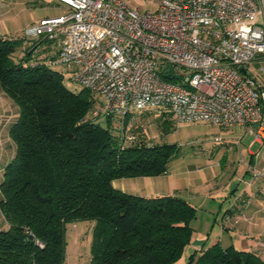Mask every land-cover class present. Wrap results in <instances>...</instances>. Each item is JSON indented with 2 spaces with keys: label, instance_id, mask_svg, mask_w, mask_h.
Listing matches in <instances>:
<instances>
[{
  "label": "trees",
  "instance_id": "obj_1",
  "mask_svg": "<svg viewBox=\"0 0 264 264\" xmlns=\"http://www.w3.org/2000/svg\"><path fill=\"white\" fill-rule=\"evenodd\" d=\"M45 39L0 37V85L19 108L10 129L16 153L0 184L8 223L0 228V264H66L67 226L81 221L94 222L91 264L174 263L191 242L197 207L174 194L128 193L114 181L166 173L177 145L146 142L136 124L155 111L119 119L95 108L103 101L90 88L80 84L78 91L70 90L67 72L49 64L57 51L41 57L38 46ZM20 51L24 56L18 60ZM157 119L164 132L176 124L166 112ZM186 264H264V259L216 242L196 249Z\"/></svg>",
  "mask_w": 264,
  "mask_h": 264
},
{
  "label": "built area",
  "instance_id": "obj_2",
  "mask_svg": "<svg viewBox=\"0 0 264 264\" xmlns=\"http://www.w3.org/2000/svg\"><path fill=\"white\" fill-rule=\"evenodd\" d=\"M58 1L67 11L25 35L54 41L49 64L98 94L106 115L166 112L264 140V83L248 72L264 58V0H162L144 14L125 0Z\"/></svg>",
  "mask_w": 264,
  "mask_h": 264
},
{
  "label": "crops",
  "instance_id": "obj_3",
  "mask_svg": "<svg viewBox=\"0 0 264 264\" xmlns=\"http://www.w3.org/2000/svg\"><path fill=\"white\" fill-rule=\"evenodd\" d=\"M50 9L62 12L45 16L44 11ZM66 11L67 6L58 0H0V37H25V29L36 21L63 15ZM29 43L27 40L25 45ZM38 47L43 51L41 57L45 54L51 57L58 51L57 44L49 40H44ZM252 66L255 72H250ZM248 72L264 83V58L252 62ZM18 115V106L0 85V184L6 165L16 153V144L11 138L10 129ZM154 115L158 117V112L155 111ZM219 129L222 133L216 136L220 135L221 141L217 142L227 141V150H232V143L239 145L240 140L248 133L253 136L244 149L247 155L245 176L234 172L230 176L226 175L227 179L220 182L219 179L225 171L222 169L220 173L217 165L195 168L183 163L174 164V167L169 165L166 173L157 176L116 179L114 186L142 196L178 195L196 206L197 213L201 208L208 207L210 211L213 210L212 214L216 213L217 216L223 214L229 221L228 225L224 224L223 230L226 229L232 238L244 241L246 250L255 251L264 259V140L256 139L253 133L246 132L238 126ZM223 156L225 157V154H222V158ZM1 198L0 189V200ZM208 201L211 202V206H205ZM7 227L8 223L0 207V228ZM217 237H219L217 242L221 243V233ZM212 239L209 236L211 244L208 246L203 241V246L195 244V248L203 250L210 247L216 243V239ZM234 239L228 238L226 241L234 244Z\"/></svg>",
  "mask_w": 264,
  "mask_h": 264
},
{
  "label": "rangeland",
  "instance_id": "obj_4",
  "mask_svg": "<svg viewBox=\"0 0 264 264\" xmlns=\"http://www.w3.org/2000/svg\"><path fill=\"white\" fill-rule=\"evenodd\" d=\"M125 1L132 8L144 14L149 11H156L158 9L159 3L162 0ZM61 12L62 11L50 9L44 11V15L52 16ZM23 56L24 52L22 51L15 54V57L18 60H20ZM255 71L256 70L254 66L250 67V72ZM64 83L72 91H78L81 88L80 84L71 79L70 73L65 74ZM95 96L97 100L101 99L99 95ZM95 108H102V106L97 103ZM136 125L139 126V129H142L146 132L145 139L146 142L150 144L159 142L177 145V156L169 164L171 166L174 164L182 165L183 163L194 166L195 168H199L200 166L206 167L209 165L215 167V165H217L220 173L222 172V169L225 171L223 172L225 174H223L219 179L220 182H223V180L227 179L226 175L230 176L234 172H238L240 176H245V171L247 168V155L244 149L247 148L250 139L253 137L249 133L245 135L243 139L240 140V142L238 139V142L240 143L239 145L232 143V150H227V141L217 142L214 140V137L217 134H221L222 132L218 127L209 123L196 122L183 123L179 125L174 124L173 127L164 132L165 129H161L159 119H157V117L152 114L149 116H142L137 121ZM222 154H225V157L223 156L222 158ZM210 203L211 202L208 201L205 206H211ZM226 204H228V202ZM211 211L208 207H203L199 210L197 217L191 222V226L193 228L191 242L185 247L181 257L172 264H186L190 254L196 250L195 244H200V246H203V241L206 242V246L211 244L208 240L209 236L211 239H216L217 242L219 240L217 235L221 233V243L224 246L229 245V243L226 241L228 238L232 240L234 239L226 229L223 230L222 228L224 224H229L228 219L224 217L223 214L217 216L216 213L212 214ZM93 226V221H81L68 224L66 231V264H91V241ZM234 241V244L237 248L246 249L244 241L239 239H234ZM197 250H201V248H197Z\"/></svg>",
  "mask_w": 264,
  "mask_h": 264
},
{
  "label": "water",
  "instance_id": "obj_5",
  "mask_svg": "<svg viewBox=\"0 0 264 264\" xmlns=\"http://www.w3.org/2000/svg\"><path fill=\"white\" fill-rule=\"evenodd\" d=\"M242 70H243L244 72H246L245 69H242ZM167 77H169V76H167Z\"/></svg>",
  "mask_w": 264,
  "mask_h": 264
}]
</instances>
